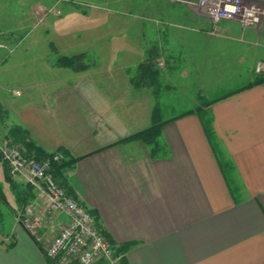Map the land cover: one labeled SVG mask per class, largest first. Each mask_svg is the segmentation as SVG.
I'll return each instance as SVG.
<instances>
[{
    "label": "crops",
    "instance_id": "crops-1",
    "mask_svg": "<svg viewBox=\"0 0 264 264\" xmlns=\"http://www.w3.org/2000/svg\"><path fill=\"white\" fill-rule=\"evenodd\" d=\"M248 1L264 11V0ZM20 2L26 7V1ZM159 6L152 8L163 18L157 25L180 27L174 21L180 17L164 15ZM208 23L199 22L203 30L198 32L219 35L223 42L217 52L229 69L233 62L251 59L248 86L264 59V17L247 30L237 19L213 27ZM171 36L169 44L178 51L170 61L178 66L171 64L168 92L178 75L196 76L206 87L212 39ZM145 59L106 67L95 57L82 72L54 65L48 75L66 79L45 80L41 102L18 116L16 125L46 152L79 159L67 173L68 189L96 213L99 228L115 245L133 244L126 254L129 264H264V84L211 107V140L196 115L164 120L161 148L153 153L142 142H123L151 126L156 102L161 106L163 100L164 74L158 99L152 89L132 84ZM159 66L164 67L162 59ZM200 99L206 95L200 92ZM220 162L230 163L231 169L224 172ZM25 189L22 184L18 191L26 196ZM19 212L10 233L4 232L0 213V264H49L44 245L19 224ZM67 224L61 214L47 223L41 231L45 246Z\"/></svg>",
    "mask_w": 264,
    "mask_h": 264
},
{
    "label": "rangeland",
    "instance_id": "rangeland-1",
    "mask_svg": "<svg viewBox=\"0 0 264 264\" xmlns=\"http://www.w3.org/2000/svg\"><path fill=\"white\" fill-rule=\"evenodd\" d=\"M20 1L3 0L0 4V143L5 141L8 130L18 123V116L26 115L41 102L45 80L66 79L64 75H48L62 58L84 54V63L89 66L95 57L100 58L106 67L132 66L146 58L147 51L153 47L167 49L162 56L164 67H161L165 75L161 101L164 120L189 112L201 104L197 100L200 92L208 100L218 99L241 89L253 78L251 59L242 65L233 62L232 69H229L226 59L222 60L217 52L223 42L219 35L207 37L198 32L203 30L198 28L199 22L207 21L212 27L219 24L214 25L193 8L188 10V6L172 0H24L26 7ZM155 5L163 6L164 15L170 16L171 12L180 17L178 21L174 20L180 27L157 25L156 20L163 18L153 12ZM171 33L178 40L212 39L206 87L196 76L183 78L178 75L171 84L174 86L172 92H168L169 70L173 64L178 66L177 62L170 61L176 59L178 51L169 44ZM164 43L169 46H161ZM260 61L264 62V59ZM5 173L6 169L0 163L1 223L4 232L10 233L16 224L15 213L20 210L17 217L21 225L23 214L35 203L37 194L33 190L36 197L25 198L18 188L27 184L20 179L12 183L6 179Z\"/></svg>",
    "mask_w": 264,
    "mask_h": 264
},
{
    "label": "built area",
    "instance_id": "built-area-1",
    "mask_svg": "<svg viewBox=\"0 0 264 264\" xmlns=\"http://www.w3.org/2000/svg\"><path fill=\"white\" fill-rule=\"evenodd\" d=\"M172 1L193 8L214 25L237 19L247 30L259 25L264 17V11L258 5L246 4L244 0ZM255 73L264 74V62L256 64ZM0 157L8 165L11 177L30 186L38 201L43 203V208L38 202L31 204L26 218L19 221L38 244L44 245L48 259L54 264H117L114 247L99 228L96 216L68 195L56 181L53 166L64 161L62 154L54 153L40 162L29 155L25 147L10 145L5 140L0 143ZM58 214L66 216L68 224L45 246L41 231Z\"/></svg>",
    "mask_w": 264,
    "mask_h": 264
},
{
    "label": "trees",
    "instance_id": "trees-1",
    "mask_svg": "<svg viewBox=\"0 0 264 264\" xmlns=\"http://www.w3.org/2000/svg\"><path fill=\"white\" fill-rule=\"evenodd\" d=\"M163 54L164 53L160 47L156 46V47L149 49L147 51L145 61L137 67L131 79L132 84L136 86L144 85L152 89V94L154 95L156 99H158L159 96L161 95L160 85L162 84L161 79L163 77V72L161 70V67L159 66V63L162 59ZM85 58L86 56L84 54L76 55V56L69 57V58H62L61 63H58V65L60 67L70 68L74 70L75 72H82L90 68L89 65L84 63ZM263 84H264V74L257 75L254 81L250 83L248 86L240 90H237L235 92H231L223 96L221 99H214V100H207V101L205 100L204 103L202 102V99H200L201 104L196 106L193 110H190L189 112L179 115L177 119L181 117L190 116V115L198 116L202 121V124L204 126L205 132L209 140H211V135L213 133V130L211 128V125L213 122L211 107L214 104L221 101L222 99H227L229 97H232L236 94L241 93L242 91H245L247 89H251L255 86H259ZM157 102L152 111L151 126L148 129L141 131L127 138L126 140H123L124 143L136 142V141L142 142L144 144L152 146L153 153H158L160 151L161 146H160L159 141H160L162 131L167 124V121H164V119H162V109L159 103ZM5 140L8 141L10 145L25 147L29 155L34 156L40 162L53 156V154L46 152L41 147L36 145L31 140L28 131L22 126L14 125L12 128H10L5 136ZM60 154L64 156V161L62 163L55 164L53 166V174H54L56 181L60 183L66 189L67 194L72 196L70 193L71 190L68 189L67 173L68 171L74 169L75 164L79 161V159L69 158L66 152L64 153L62 152ZM0 163L3 164L6 169V173H5L6 179L14 183L15 180L10 175V170H9L8 165L2 161L1 157H0ZM220 165L224 172L231 169V164L228 162L227 163L220 162ZM25 195H26L25 198L31 197L32 199H34L36 197V194L34 193L33 189L28 185H27V189H25ZM91 213L96 216L95 212L92 211ZM106 238L110 242V244L114 247L115 258L117 260V264H129L126 254L130 250V248L133 246V244L128 243V244H121L117 246L110 238L108 237ZM48 262L49 264H54V262L51 261L50 259H48ZM102 264H105V263H102Z\"/></svg>",
    "mask_w": 264,
    "mask_h": 264
}]
</instances>
